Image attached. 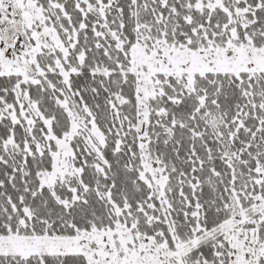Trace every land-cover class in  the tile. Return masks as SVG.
<instances>
[{"label":"snow or ice","instance_id":"6c2138e0","mask_svg":"<svg viewBox=\"0 0 264 264\" xmlns=\"http://www.w3.org/2000/svg\"><path fill=\"white\" fill-rule=\"evenodd\" d=\"M0 264H264V0H0Z\"/></svg>","mask_w":264,"mask_h":264}]
</instances>
